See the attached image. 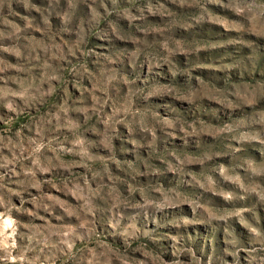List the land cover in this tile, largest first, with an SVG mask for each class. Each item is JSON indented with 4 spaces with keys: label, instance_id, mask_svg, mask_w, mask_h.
I'll use <instances>...</instances> for the list:
<instances>
[{
    "label": "rangeland",
    "instance_id": "1",
    "mask_svg": "<svg viewBox=\"0 0 264 264\" xmlns=\"http://www.w3.org/2000/svg\"><path fill=\"white\" fill-rule=\"evenodd\" d=\"M0 264H264V0H0Z\"/></svg>",
    "mask_w": 264,
    "mask_h": 264
}]
</instances>
